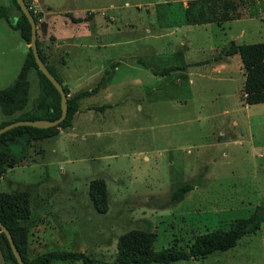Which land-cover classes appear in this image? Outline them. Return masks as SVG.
Instances as JSON below:
<instances>
[{"label": "rangeland", "instance_id": "obj_1", "mask_svg": "<svg viewBox=\"0 0 264 264\" xmlns=\"http://www.w3.org/2000/svg\"><path fill=\"white\" fill-rule=\"evenodd\" d=\"M27 1L36 10L38 29L46 12L65 34L73 27L63 25V15L94 16L118 42L105 51L82 40L85 75L68 84L61 78L62 85L68 97L99 83L100 88L78 99L69 128L31 142L27 157L0 178V191L29 193L30 217L21 224L27 228L30 259L68 250L113 261L117 238L131 229L154 233L155 250L187 248L196 235L227 229L232 220L254 212L264 200V103L247 105L241 99L244 71L238 54L218 60L232 40L263 42L264 19L169 26L166 3L188 0ZM15 11L12 19L19 16ZM242 29L245 35L239 36ZM26 52L19 33L0 19V89L14 81ZM111 56L115 61L105 63L103 58ZM219 63H226L232 79L211 78L218 76L209 73L211 66ZM169 67L164 76L152 72ZM28 82L25 110L40 93L35 69ZM86 110V116L78 114ZM11 118L0 110V124ZM103 173L109 176L103 178L109 207L100 213L88 186ZM185 183L192 189L172 203V194ZM49 264L84 263L56 259ZM168 264H264V222L228 250Z\"/></svg>", "mask_w": 264, "mask_h": 264}, {"label": "trees", "instance_id": "obj_2", "mask_svg": "<svg viewBox=\"0 0 264 264\" xmlns=\"http://www.w3.org/2000/svg\"><path fill=\"white\" fill-rule=\"evenodd\" d=\"M19 11V16L12 19L7 9L2 7L0 15L8 25L19 32L25 43L29 44L31 27L26 16L21 12L16 0H11ZM26 5L28 1L24 0ZM167 14L169 26L196 25L206 23H223L239 19L244 15L260 17L264 15V0H188L186 6L181 2H168ZM34 15V14H33ZM35 20L37 17L34 15ZM78 20V19H76ZM38 52L48 70L62 84L60 77L47 65L37 40ZM221 58L238 54L245 79L242 88L245 104L264 103V41L256 43H236L230 41L228 46L221 49ZM35 69L41 79L40 93L33 101L31 108L28 104L29 82L28 73ZM173 67L161 70L152 69L155 75L169 73ZM101 83L90 90H81L68 97L67 114L57 126L38 128L29 125L15 126L0 134V178L14 162L24 160L29 152L31 142L55 136L58 128L67 129L71 126L73 116L78 111V99L96 93ZM0 110L3 115L12 116L0 127L18 120L57 119L61 114L60 94L52 83L38 69L31 49L28 46L23 64L14 81L0 89ZM192 189L189 183L179 186L171 196L172 203L180 202L187 192ZM88 194L92 206L97 212L108 211L109 201L104 179L99 177L90 181ZM30 217V199L26 190L5 193L0 191V222L9 230L17 249L25 264H49L52 260H81L84 264H152L159 262L168 264L178 260L200 259L215 251H225L234 247L239 238L260 229L264 222V200L256 207L249 217L236 218L230 222L227 229L217 228L198 234L187 248L167 247L160 250L153 248L155 234L142 229L128 230L117 238L116 256L113 261L93 259L82 252L55 250L42 253L33 258L27 255V228L21 224ZM0 252L4 264H18L4 233L0 231Z\"/></svg>", "mask_w": 264, "mask_h": 264}, {"label": "crops", "instance_id": "obj_3", "mask_svg": "<svg viewBox=\"0 0 264 264\" xmlns=\"http://www.w3.org/2000/svg\"><path fill=\"white\" fill-rule=\"evenodd\" d=\"M0 9L2 7L7 9L8 15L12 12V14H16L14 5L11 0H0ZM187 3V2H186ZM186 3L183 4L186 6ZM49 12V11H48ZM64 13H71L69 11H66ZM19 15V11L17 12ZM47 16L45 23L47 24L45 31H42L40 28H37V38L39 36V40L41 41L42 45H40L41 48H45L46 50V62L47 65H49L55 72L56 74L61 78H63V83L68 84L73 78H75L77 81L82 80L81 77L82 74L81 71L86 69V62L87 59L85 60V56H82V47L85 45L82 40H89L95 44H92L93 48H98L101 50H112L113 48L116 47L118 44L116 37L113 36L111 37V29L108 26H104V28L101 30V26H98L97 23L95 22V17L93 16L92 19H85L83 15L79 16H74L75 19H71L67 15H63V25L64 26H71L72 29L71 33H64L62 29L57 28L56 22L53 20L51 17V14H45ZM245 18H254V17H248L247 15L242 16L239 19H234V20H229L225 21L223 23H214L217 24L218 26H223L224 24H230L231 22L234 21H240ZM259 18L264 19V15L260 16ZM0 19L5 18L0 15ZM15 19V18H14ZM78 19V20H76ZM92 20V21H91ZM8 28L12 29L7 21L5 20ZM93 26L94 30L90 29V26ZM206 24H212V23H206ZM196 25H205V24H196ZM14 30V29H12ZM16 31V30H15ZM108 31V32H107ZM18 32V31H17ZM19 33V32H18ZM245 31L242 29L240 30L239 36H244ZM20 36V35H19ZM107 37V38H106ZM21 38V37H20ZM52 38V39H51ZM22 39V38H21ZM24 41V40H23ZM233 41V40H232ZM237 43V42H236ZM27 46V51H28V44L25 43ZM240 44V43H238ZM89 47V44H88ZM27 53V52H26ZM235 55V54H234ZM26 56V55H25ZM233 56V55H232ZM105 63L111 64L115 61V56H111L110 58H103ZM228 60V59H226ZM88 63V62H87ZM71 66V68H70ZM211 71L209 72H215L217 77L210 76V74H207L208 78H215L217 80H224V79H232V76L228 75L226 68L227 65L226 63H219L216 65L211 66ZM117 68V67H115ZM185 68V67H183ZM192 74V73H191ZM190 74V75H191ZM193 74H198V75H203L204 73L201 72H194ZM188 75V74H187ZM244 78H243V83L245 79V74L243 72ZM164 76V75H163ZM186 76V75H185ZM189 77V76H188ZM85 79V78H83ZM192 79L188 78V82L191 83ZM243 88V85H242ZM241 99L243 100V94H242V89H241ZM248 105V104H247ZM251 105V104H250ZM90 110V109H89ZM86 111L78 112V114H84L86 116ZM85 120L87 118H84ZM86 122V121H85Z\"/></svg>", "mask_w": 264, "mask_h": 264}, {"label": "water", "instance_id": "obj_4", "mask_svg": "<svg viewBox=\"0 0 264 264\" xmlns=\"http://www.w3.org/2000/svg\"><path fill=\"white\" fill-rule=\"evenodd\" d=\"M17 4L19 5V8L21 12L26 16L30 27H31V36H30V42L28 46L31 49L32 55L34 57L35 63L38 67V69L41 71L42 74L45 75V77L52 83V85L57 89L58 93L60 94V108H61V114L57 119L54 120H46V119H37V120H18L11 123H8L2 127H0V134L19 125H29L34 126L38 128H49L57 126L61 121H63L67 114V93L64 90L63 85L55 78V76L48 70L45 63L42 61L39 52H38V46H37V23L33 16V14L28 9L26 3L24 0H16ZM47 24L45 22H42L39 25V28L42 31H45ZM101 178H108L109 176L107 174H102L100 176ZM0 231L4 233L5 237L7 238V241L11 247L12 253L17 261L18 264H25L18 249L17 246L13 240V237L9 230L0 222Z\"/></svg>", "mask_w": 264, "mask_h": 264}, {"label": "built area", "instance_id": "obj_5", "mask_svg": "<svg viewBox=\"0 0 264 264\" xmlns=\"http://www.w3.org/2000/svg\"><path fill=\"white\" fill-rule=\"evenodd\" d=\"M27 7H28V9L30 10V12H31L32 14H34V15L36 14V10L33 9L32 5L28 4ZM34 15H33V16H34ZM35 16H36V15H35Z\"/></svg>", "mask_w": 264, "mask_h": 264}]
</instances>
